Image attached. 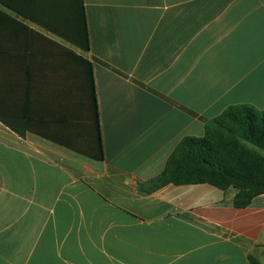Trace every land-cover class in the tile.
Here are the masks:
<instances>
[{
  "label": "crops",
  "instance_id": "1",
  "mask_svg": "<svg viewBox=\"0 0 264 264\" xmlns=\"http://www.w3.org/2000/svg\"><path fill=\"white\" fill-rule=\"evenodd\" d=\"M25 5L0 0V118L86 150L94 77L104 160L0 121V264H264V195L142 192L228 107L264 110V0H84L89 51Z\"/></svg>",
  "mask_w": 264,
  "mask_h": 264
},
{
  "label": "trees",
  "instance_id": "2",
  "mask_svg": "<svg viewBox=\"0 0 264 264\" xmlns=\"http://www.w3.org/2000/svg\"><path fill=\"white\" fill-rule=\"evenodd\" d=\"M12 1L26 2L23 7H14L19 14L37 21L81 50L89 51L84 0ZM86 64L92 76V67ZM91 100V115L87 110L86 125L91 146L86 150L54 136L53 125L57 122L35 123L29 119L15 122L1 118L0 121L22 138L34 132L69 150L102 161L104 151L94 77L91 79ZM63 126L69 128L71 123ZM168 185H210L223 192L233 189L236 194L232 206L237 209L250 207L255 199L264 195V110L247 104L230 106L206 123L203 137L184 138L169 157L162 174L147 182L142 192L154 193ZM248 260L250 264H261L252 255Z\"/></svg>",
  "mask_w": 264,
  "mask_h": 264
},
{
  "label": "rangeland",
  "instance_id": "3",
  "mask_svg": "<svg viewBox=\"0 0 264 264\" xmlns=\"http://www.w3.org/2000/svg\"><path fill=\"white\" fill-rule=\"evenodd\" d=\"M233 192V190H231Z\"/></svg>",
  "mask_w": 264,
  "mask_h": 264
}]
</instances>
